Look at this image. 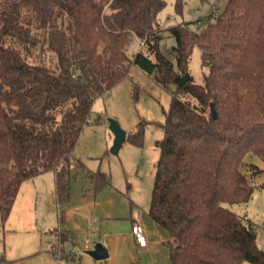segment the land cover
<instances>
[{"label":"trees","instance_id":"1","mask_svg":"<svg viewBox=\"0 0 264 264\" xmlns=\"http://www.w3.org/2000/svg\"><path fill=\"white\" fill-rule=\"evenodd\" d=\"M184 3L175 0L178 12ZM166 5L0 0V225L22 183L42 173L55 174L60 203L76 174L90 178L96 194L111 185L75 149L95 101L137 66L163 88L175 87L149 208L168 234L171 264H264L253 223L229 207L248 202L253 177L264 172L245 163L249 155L264 163V0H227L201 30L187 22L163 30ZM169 36L176 45L166 49ZM135 39L142 49L130 58ZM195 46L209 69L201 83L190 72ZM131 138L141 145V133ZM57 234L60 242L74 238L62 226Z\"/></svg>","mask_w":264,"mask_h":264},{"label":"rangeland","instance_id":"2","mask_svg":"<svg viewBox=\"0 0 264 264\" xmlns=\"http://www.w3.org/2000/svg\"><path fill=\"white\" fill-rule=\"evenodd\" d=\"M218 1L185 0L182 12H178L175 0H166L167 5L159 15L160 26L166 30L187 22L194 29L201 30L209 20L202 22L199 27L194 22L205 18ZM220 2L217 8L222 10L227 0ZM163 45L170 49L176 45V40L169 36ZM141 49L140 40L135 39L131 43L129 57L133 58ZM208 71L200 48L195 46L190 62L191 75L197 83H201ZM170 90L174 91L175 87L171 85ZM170 90L133 66L128 78L95 101L92 119L80 135L75 156L90 170L106 173L111 185L97 195L92 191L91 179L83 173L76 174L71 182L67 203H60L54 194V187H50L53 203L49 202L51 196L48 201L46 198L38 211L39 216L42 214L40 219L47 248L44 247L38 255L6 264H171L168 234L149 215L160 157L157 141L164 138L162 125L171 104ZM109 119H116L127 131V140L119 155L111 153L115 136L109 129ZM139 133L142 134L141 145L133 143L131 138ZM247 162L264 170V163L256 156H247ZM242 170L252 177L247 166H243ZM47 173L54 174L52 171ZM253 183L255 192L252 198L246 203L229 207L253 223L258 245L264 249V172L256 174ZM89 202L94 207L86 209L85 205ZM62 213H65L66 219L61 225ZM89 214H92V225L88 222ZM134 220L142 225L151 250L142 251L138 248L132 232ZM61 226L72 231L75 240L60 242L54 234ZM86 239L90 241V249L84 246ZM98 243L109 251V258L95 260L87 253Z\"/></svg>","mask_w":264,"mask_h":264},{"label":"crops","instance_id":"3","mask_svg":"<svg viewBox=\"0 0 264 264\" xmlns=\"http://www.w3.org/2000/svg\"><path fill=\"white\" fill-rule=\"evenodd\" d=\"M91 184L92 191H94L93 183L91 182ZM50 187H54L53 191L56 196L55 174L47 172L22 183L5 227L0 225V257L5 255L7 263L38 255L46 247L47 244L44 243L43 228L40 219L42 214L39 216L38 211L46 201V198L48 201L51 196L49 202L53 203V194L51 193L52 195H50ZM48 189L49 191L47 192ZM85 207L86 209L93 208L94 204L89 202ZM42 210H44V207ZM63 217L66 219L65 213ZM87 218L89 219V224L92 225V214H89ZM136 221L134 220V223ZM66 231H69L74 238H69L65 241L75 240L74 233L67 229ZM54 235L59 240L56 230ZM2 243L3 245H1ZM137 246L142 251L151 250L149 245L147 248H141L137 243ZM88 249H90V246ZM54 250L55 248H53Z\"/></svg>","mask_w":264,"mask_h":264},{"label":"water","instance_id":"4","mask_svg":"<svg viewBox=\"0 0 264 264\" xmlns=\"http://www.w3.org/2000/svg\"><path fill=\"white\" fill-rule=\"evenodd\" d=\"M186 79L189 78V74L186 75ZM214 116L216 113L214 112ZM109 129L113 132L115 139L111 148V153L119 155L121 148L127 140V131H125L120 123L116 119H109ZM95 260H105L109 258V251L101 244L98 243L92 250L87 252Z\"/></svg>","mask_w":264,"mask_h":264},{"label":"built area","instance_id":"5","mask_svg":"<svg viewBox=\"0 0 264 264\" xmlns=\"http://www.w3.org/2000/svg\"><path fill=\"white\" fill-rule=\"evenodd\" d=\"M218 5H221L220 0L218 1V4H216V6L213 7V8L210 10L209 14H210L211 12H214L215 14H217L218 11H219V9L217 8ZM197 13H199V12H197ZM203 20H204V17L198 19V20H197V25L202 24V21H203ZM141 44H142V43H141ZM133 234H134V236H135V239H136V241H137L139 247H141V248H147V247H148L149 243H148V240H147L146 234H145V232H144V230H143L142 225H141L138 221H136V222L134 223V226H133ZM84 245H85V248L88 249L89 246H90V241H89L88 239H86L85 242H84ZM73 254H75V252H73Z\"/></svg>","mask_w":264,"mask_h":264}]
</instances>
